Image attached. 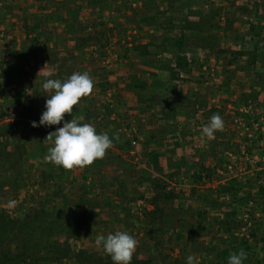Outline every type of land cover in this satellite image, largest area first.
<instances>
[{"label": "trees", "instance_id": "16d2710c", "mask_svg": "<svg viewBox=\"0 0 264 264\" xmlns=\"http://www.w3.org/2000/svg\"><path fill=\"white\" fill-rule=\"evenodd\" d=\"M124 1L52 0L47 2L44 7L43 5L39 7L41 13L33 16L27 14L24 17L27 41L22 45L15 44L11 51L1 55L0 99H3V104L6 106L11 105L22 109L26 122L24 121L22 125L17 121L4 123L0 118V198H2L4 187L9 184L6 182L11 183L13 178L16 182L17 176L21 177L25 174L21 164L25 158H28L31 145L35 147L38 153L36 156L40 159L39 181L41 180L42 185L46 186L48 180L53 183L54 188L50 192V186H48L37 204L28 207L21 218L13 217L8 210L0 209V264H64L65 262L113 264L110 256L104 251L74 250L71 246L72 240L79 241L82 238L84 229L97 224L93 218L100 215L101 209L110 204L105 202L101 205L91 196V191L85 183L89 176H99V180L104 181V165L115 167V175L107 183L111 187L116 185V196L120 200V204L116 206V213L112 214L110 219L119 221L123 227L122 231L127 232L135 228L134 233L139 229V233L144 236V241L138 243L136 247L131 264H186L188 255H192L194 261H198L197 264H227L229 254L239 252L241 249L247 255L244 264H264V220L256 218L258 211L264 207V171L261 173L263 176L259 174L254 179L240 172L239 167L245 163L248 156L247 147L244 146L246 142L237 144L232 141L233 138L227 145L220 144L218 140L213 142L210 146L211 150L215 151L218 148L224 153L223 159L216 160L213 166L206 164V157L210 156L206 147L198 153L196 158L191 155L176 159L164 157L166 159L163 165L159 162L161 153L153 151L147 156V165L174 182L169 179L161 181L147 170H144L140 176L133 172L137 162L133 161L134 164H131L122 158L124 152L127 154L132 152L134 148L132 141L128 139L124 146L122 140L125 138H121L120 134L110 133L111 127L105 119L104 131H97L108 133L110 138L115 137L112 146L119 153L114 152L112 155H106L105 158L95 160L90 166L74 167L71 170L44 160L48 148L52 146L54 139L52 132L62 126V123L51 127L32 126L31 122L38 120L41 110L35 108L33 102L27 99L29 96L26 86L29 74L25 68L27 65L30 68L36 65L37 62H32L35 60L32 57L37 52L44 51L46 55L51 56L48 54L50 51L45 46L46 41L43 38L45 28L58 21L57 15L66 11L72 20L65 21L64 32L75 33L73 53L77 54L76 58L82 57L84 47L90 45L94 47L98 44L96 46L102 48L103 44L100 43L97 28L95 31L91 28L88 31L86 28L85 34L77 33L76 26L81 24L83 28L81 22H76L78 13L84 9L92 11L93 14L99 15L101 22H98V25L105 27L108 26V22L103 20L104 12L116 11V4L119 5L121 2L124 5ZM150 1H153L151 7L156 6L155 0ZM212 3L208 2L209 6ZM50 4L51 8L46 6ZM180 6L181 11H186V16L183 15L180 19L183 21L180 27L172 24L171 19L167 17L169 19L167 26L170 24L172 31L178 30L177 35H171L170 31H167L169 36L166 38H153L157 41L133 44L123 53V59L131 62V65L137 61L142 62L148 67L146 69L165 74L164 77L158 75L153 80L154 94L151 93L153 97L149 99L158 103L164 100L168 108L179 107V101L170 100V96L175 95L174 99H180L182 94L177 92L176 87L184 79L182 74L188 76L193 70H202L205 67L198 57V54L202 53L204 57H214L215 61L223 59L221 71L223 81L227 80L225 81L228 83L225 84L227 86L237 74L247 73L248 82L240 92L239 101L244 107H252L251 109L258 113L257 118L264 120V24H262L264 13L261 16L262 23L259 22L257 25L250 23L247 32L250 38L245 43L238 42V39L237 45L241 48L234 52L222 48V39L225 32L231 29V20H227L222 26L214 23L220 12L216 8L203 14L201 10L189 9L188 0H180ZM150 9L146 8V11L150 12ZM190 17L196 19L190 20ZM118 19L119 15L110 16L109 21L113 25L110 28L111 31L117 30L121 25ZM246 43H251L252 50L246 49ZM231 54L234 60L229 57ZM239 57H245L244 61L241 62ZM48 60L53 63L55 59L50 57ZM54 62L56 63L57 60ZM236 62L242 64L229 70ZM148 70L145 72L147 73ZM70 75V69L59 72L58 68L55 75L40 76L38 87L42 88L46 78L64 80ZM206 92L207 95L213 96L212 90ZM157 93L164 94L165 97L157 99ZM199 99L202 100L197 106L201 109L208 106L211 101V99L205 100L202 96ZM84 100L81 98V101ZM75 108L74 106L73 115L78 116L81 112V117L88 124L96 119L97 115H92L88 109L78 111ZM221 110L220 107L212 106L209 114L210 116L220 115ZM235 112L236 116L239 115V108ZM108 113L111 115L114 111ZM1 117H4V114H1ZM67 117L72 118L66 113V120ZM19 126H22L23 132L16 138ZM260 133L262 134V130ZM230 136L234 137V133ZM4 137L16 138L14 150L9 151L8 143L1 142ZM175 146L181 147L178 143ZM78 170L82 171L81 184L75 188L77 179L73 178L72 174ZM62 176H65L62 179L66 187L58 182ZM148 183L151 186H147V190L152 192L149 199L145 197V190L139 189ZM181 184H189L192 188L180 190L178 186ZM64 188H71L74 193H79V198L76 201L73 200L67 195L69 191ZM139 199L145 201V207L140 216L131 213L129 207L130 201ZM133 219L140 225L136 226L129 222ZM248 225H250L251 233L242 234L241 229Z\"/></svg>", "mask_w": 264, "mask_h": 264}, {"label": "rangeland", "instance_id": "374dc122", "mask_svg": "<svg viewBox=\"0 0 264 264\" xmlns=\"http://www.w3.org/2000/svg\"><path fill=\"white\" fill-rule=\"evenodd\" d=\"M51 1L52 0H0V61L2 60L1 55L11 51L15 44L22 45V43L27 41L24 28V17H26L27 14L28 16H33L36 13H41L39 7L42 5L44 7L47 2ZM188 1L189 9L201 10L200 12L203 14H206L215 8L218 9L220 12L219 16L215 19V24H221L224 26L227 20H231V29L228 32H225L224 39H222V48L225 50L234 52L240 50L241 46L237 45V40L239 39L238 42H247V40L250 38L247 36L250 23L255 25H257L259 22L262 23L261 16L264 13V0ZM124 2V5L121 2L119 5L116 4V11L111 10L104 12L103 20L108 22V26L105 27L98 25V22H101V20L99 21L98 18L99 15H95V13L93 14L92 11L84 9L78 13L76 22H81L83 28L81 27V24L80 26H76L75 30L78 31L77 33L85 34L87 33L86 28L88 31L90 28L94 31L97 28L98 30H96V32L100 34L98 36L100 38V43L103 44L102 48L97 47L96 45L98 44L94 45V47L97 48L95 50L89 48L93 47L91 45L89 47L86 46L83 49V61L86 60L85 63L91 60V58H94V56L95 58H98V61H95V66L98 69H94L90 73L94 85L93 91L89 97L87 96L83 98L92 100L93 102H97L99 104L102 113L105 116L104 118L108 120L107 124H109L111 127L109 132H112V134H120L122 136L121 137L119 135L121 138H125L122 140L124 146L128 139L131 141H136L137 145L134 146L132 150L133 154H127L124 152L122 155V158H125V160H128V162L131 164H134L133 161L139 163L138 165H135L136 167H134L135 170L133 172H135V174L140 176L144 170H147L151 172L154 177L160 178L161 181L164 179L168 181V177L166 178L165 175H162L161 173L152 169L151 166L147 165V156H145V151H147L146 140H143L142 134L139 135L138 131L134 127V123L132 125L130 124L132 119L130 116V111L126 109V105L131 106L133 104L136 94H138L136 93V90H139L141 83H145L144 80H147L145 79L147 75L144 74V72H141L143 73L141 74V80L136 79L135 77H137L138 73H136L135 69L132 70L129 68L133 65H131V62H127L123 59V53L131 48L133 44H146L147 42L157 41L153 38H166L169 36L167 31H170L169 33L171 35H177L178 30L172 31L173 29L170 28L171 25L169 24V26H167V23L169 22L167 17L171 19L172 24L179 25L180 27L183 24V21L180 19L183 15L186 16V11H181L180 0H155L154 2H156V6L154 7H151L153 1L150 0H125ZM208 2L213 3L209 6ZM227 2H229V4ZM46 6L50 8L52 7L51 4ZM146 8H151V11H146ZM115 15H119L118 22L121 25L117 28V30L111 31L110 28L113 25L109 21V18L110 16ZM57 16H59V20L51 23L47 28H45V34L43 36L44 40L46 41L45 46L49 48L48 50L50 51L48 54L51 56L45 55V57H43L41 56V53L40 55L35 54L32 57L35 60H32V62H37L36 65H34L32 68L28 67L27 65L25 68L29 74L26 86L27 94L29 96L27 99L33 102L35 108L41 110L40 115L44 109L45 100L48 97L44 95V90L38 87V71L51 69L53 63L48 60L50 57L57 60L55 65L56 69L59 68L60 72L68 71L72 68L73 64V62L70 60L66 61L61 59L69 52L70 49H72V46L74 45L73 35L75 33L66 34L64 32V28L66 27L65 21L72 20V17L68 16L66 11H62L60 15ZM195 19L196 18L194 17H190V20ZM94 26L95 28H93ZM250 44L251 43H246L245 46L247 50H252ZM42 53H44V51ZM164 57H167V55H164ZM198 57L199 60L204 63V69H196L195 75L193 76H191V74L188 76L184 74L185 76L183 81L186 78L189 81L188 83L184 84L189 85L190 83L193 86L195 85L199 90V95L203 94L207 90H212L213 96L211 95L212 100L210 101V105L205 107V111H203L198 116V119L196 120L197 122L195 124L199 125L201 122L203 125L206 124L210 117V108L212 106H217L222 108V113L220 116L224 122V126L222 130L216 131L212 137L205 136L206 138L204 140L206 141H201L200 145L199 142H195L194 147L197 149H195L194 153L198 154L203 148L206 147V149L210 152V156L206 157V164L213 166L215 162H217L216 160H222L224 157V153H222L221 149L217 148L218 150H211L210 146H212L213 142L218 140L221 142L220 144L226 143L227 145L229 144V140L231 138H233L232 141H235L237 144H244V142H246L244 146L247 147L246 152H248V156L245 160V163L239 168L242 174H246V176L254 179L259 176V174L261 175V173L264 171V120L257 118L258 113L257 111L251 109L252 107H244L239 101L240 92H242L246 86L249 77H247V73H239L227 86L225 85L228 84L225 83L227 80L223 81L224 78L221 71L223 59L222 61H215L214 57H204L202 53H199ZM229 57L234 60V56L232 54L229 55ZM244 59L245 57H239L241 62L244 61ZM135 64H140L142 68H144L143 71L146 70L144 67L145 65H143L142 62L137 61ZM241 64L242 63L236 62L234 63V66L230 67L229 70H233L235 66ZM95 90L98 91V93L93 96V92ZM39 102L41 105H39ZM122 102H124V104H122ZM116 108L117 110L118 108H121L122 112H116ZM238 108L240 114L236 116L235 111ZM110 111L115 112V121L110 119L111 116L107 117L109 114L108 112ZM1 114H4V117H1ZM0 118H2L1 121L4 123H13L17 121L22 125L24 121L26 122L22 109L14 108L11 105H4L3 99H0ZM39 118L36 120L37 122L39 121ZM21 127L22 126H19V133H17V136L15 135L16 138L19 134L22 135L23 130ZM261 130L263 135L260 133ZM231 133H234V137L230 136ZM16 138L4 137L1 142H7L8 150L12 151L14 150V147L16 148ZM111 148H113L115 153H119L116 149H114L113 146ZM111 148L106 151V155L109 156V154L112 153L113 150L111 151ZM29 150V156H27L28 158H25L23 164H21L22 170L24 169L25 171V174L23 175L24 177L22 175L21 177L17 176L16 182L14 178L12 179L11 183L6 182V184H9L4 187L2 198H0V209L8 210L13 217L21 218L28 207L37 204L39 198L45 194L46 188L48 186H50V192L52 188H54L53 183L51 182V184L48 180L46 186L42 185L41 180L39 181V175L41 174L39 171L40 159L36 156L38 153L35 151V147L31 145ZM192 150L187 148L184 150V152L190 151V153H192ZM211 152H213L212 155ZM213 156H215V159H213ZM104 166V181L101 182L99 180V176H89L85 183L86 187L91 191V196L97 199L101 205H103L105 202H109L110 204L106 207H103L100 211V215L93 218V220L97 223L96 225L84 229L82 238L79 241H71V246H73L74 250L86 249L89 251H103L102 246L96 244V239L99 236H106L108 233L122 231V224H120L119 221H113L110 219V216L116 213V208L118 207V204H120V200L117 198V193L115 192L116 185L111 187L107 183L110 181L112 176L115 175V167H110L109 165ZM81 174L82 171L80 170L76 171V173L73 172L72 174L73 178L77 179V183L74 184L75 188H78L81 184ZM64 177H58L60 178L58 179V182L65 186L64 180L62 179ZM169 181L174 182L171 179H169ZM147 186L151 185L148 183L143 188L139 189L141 191L145 190V197L149 199L152 196V192L149 189L147 190ZM183 188L189 189L192 187H190L189 184H181V186H178V189L180 190ZM65 190L69 191L67 195H69L73 200L76 201L79 198V193H74L71 188H66ZM9 200L15 201L14 206L8 205L7 202ZM129 207L131 208V213H135L140 216L143 213L145 201L143 199L133 202L130 201ZM256 218L264 220V207L258 211ZM129 222L136 224V226L140 225V223H137L136 221L134 222V219L130 220ZM134 229H131L127 232L131 234L138 243L143 242V234L139 233V229L134 233ZM241 233L245 235L251 233L250 225L242 228ZM197 262L198 261L196 260L193 264H197ZM64 264L70 263L65 262Z\"/></svg>", "mask_w": 264, "mask_h": 264}, {"label": "clouds", "instance_id": "9594fccd", "mask_svg": "<svg viewBox=\"0 0 264 264\" xmlns=\"http://www.w3.org/2000/svg\"><path fill=\"white\" fill-rule=\"evenodd\" d=\"M93 87V81L86 72H73L64 80L46 78L42 83L44 95L48 98L45 100L39 121H32L31 124L33 127H51L62 123V126L52 132L54 139L44 156L45 161L68 170L74 167L84 168L95 160L102 159L112 147L115 137L110 138L106 132H97L94 126L80 123L73 115L74 106H78L81 98L89 96ZM66 113L73 118L66 120ZM223 126L221 116L213 114L202 126V134L212 137L216 131L222 130ZM7 203L14 206L15 201L9 200ZM137 243V240L125 231H115L96 239V244L102 246L113 264H131ZM246 259V252L241 249L229 254L227 264H244ZM193 261L192 255L186 257V264H193Z\"/></svg>", "mask_w": 264, "mask_h": 264}, {"label": "crops", "instance_id": "0c3cea01", "mask_svg": "<svg viewBox=\"0 0 264 264\" xmlns=\"http://www.w3.org/2000/svg\"><path fill=\"white\" fill-rule=\"evenodd\" d=\"M89 48H91L92 50L97 49L96 47H89ZM73 52H74V45L72 46V49H70L69 52L65 54L63 58H61L62 60H66V61L70 60L71 62H73L72 68L70 69V73L72 74L73 72H81V73L86 72L91 77V74H90L91 71L94 69H98L95 66V61H98V58H95L94 56V58H91V60L85 63L86 60L83 61L84 55L80 57L78 54L79 58H76L77 54ZM40 53H41V56L45 57L46 55L45 52L44 53L37 52L38 55H40ZM85 55H86V52H85ZM54 61H53V66L51 67L50 70H45L46 72L44 70H39L38 71L39 74L37 76L40 77L46 74L47 75L57 74L58 69H56V65H55L57 62L55 63ZM144 67L145 69L148 68L147 66H144ZM129 68L132 70L135 69L136 73H138L137 77L135 78L141 80V77H142L141 72L143 71L144 68H142L140 64L138 65L135 63L133 66ZM195 72L196 70H193V72L191 73V76L195 75ZM146 74L147 76L145 79L147 80L146 81L144 80L145 83H141V87L139 88V90L138 89L136 90V93L138 94H136L133 104L131 106L126 105V109L130 111V116L132 119L130 124L132 125L134 123L135 125L134 127L138 131L139 135L142 134L143 140H146L147 151H145V156H148L153 151L157 153L160 152L161 157H160L159 162L162 165L166 159L164 157L176 159V158H186L187 157L186 155H191L192 157L196 158L198 154L194 153L195 149H197L194 147L195 146L194 143L199 142V145H200L201 141H206L204 140L206 138L205 135L202 134V126H200V125H203V123L201 122L199 123V125L195 124L197 122L196 120L198 119V116L203 111H205L204 110L205 108L201 109L197 105L201 103L200 100L202 99H199L201 96L204 97L205 100L211 99L210 98L211 96L207 95L206 92L199 95L198 93L199 90L196 88L195 85L193 86L190 83L189 85H185L184 83L189 82L186 78L182 83L178 85V87H176L177 92L178 93L180 92V94H182L180 99L179 98L174 99L175 95L170 96V100L179 101V104H178L179 107L176 106L177 108H174V109L168 108V106L165 105L164 100L158 103V101L149 99L150 97H153L152 94H154L153 93L154 90L152 88V83L154 82L153 80H155L156 77H158V75L159 76L162 75V72L155 73L153 70H148ZM162 76L164 77L165 74H163ZM182 76L184 77L185 75L182 74ZM152 77L154 79H152ZM97 93L98 91L95 90L93 92V96L96 95ZM156 95H157L156 97L157 99L165 97V95L161 93H157ZM84 99H85L84 101H80V103L78 104V106H76L75 109L78 111H81V110L83 111L84 109H88L92 115H97L96 119L91 121L89 124L94 126L96 131L101 130L99 132H103L104 127H105L104 126L105 116L103 115L99 104L97 102H93L92 100H89L86 98ZM122 104H124V102H122ZM39 105H41L40 102H39ZM208 105H210V103H208ZM116 112L121 113L122 109L118 108L117 110L116 108ZM80 114L78 116H75L77 120L80 123H87L86 121L83 120L84 118L81 117L82 114L81 115ZM114 114L115 112L109 115L111 116L110 119L114 120L115 118ZM71 119L67 117V120H71ZM176 143L180 144L181 147L177 148L175 146ZM187 148H190L191 150L194 149V150H192L193 151L192 153H190V151L184 152V150ZM112 150L113 148H111V151ZM112 153H114V150L112 151ZM131 153L133 154V152ZM105 157H106V154L104 158ZM138 164L139 163H137V165Z\"/></svg>", "mask_w": 264, "mask_h": 264}, {"label": "built area", "instance_id": "2783aa9c", "mask_svg": "<svg viewBox=\"0 0 264 264\" xmlns=\"http://www.w3.org/2000/svg\"><path fill=\"white\" fill-rule=\"evenodd\" d=\"M132 145L133 146H136L137 145L135 140L132 141Z\"/></svg>", "mask_w": 264, "mask_h": 264}]
</instances>
